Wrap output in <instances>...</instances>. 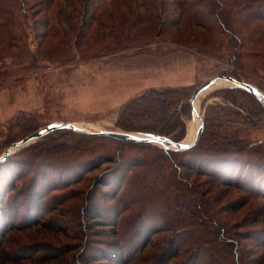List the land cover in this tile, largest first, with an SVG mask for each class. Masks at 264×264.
I'll return each instance as SVG.
<instances>
[{
  "label": "rangeland",
  "instance_id": "1",
  "mask_svg": "<svg viewBox=\"0 0 264 264\" xmlns=\"http://www.w3.org/2000/svg\"><path fill=\"white\" fill-rule=\"evenodd\" d=\"M17 1L22 9L21 15L27 19L19 38L20 45L32 52L33 58L24 67L13 66L9 60L0 65V156L12 143L55 123H73L79 130L89 132H154L170 140L186 142L193 122V114L187 104L189 95L217 76L237 78L264 95V54L258 55L255 62H250L246 53L236 49L234 53L227 50L228 37L222 41V49L216 52L205 53L186 44L187 40L203 37L204 33L198 26L190 28L177 24L181 14L178 0L162 1L165 8L154 9L156 22L149 17L151 12L141 7L142 0ZM33 20L39 21L33 23ZM158 27L162 30L159 33ZM260 39L258 45L264 48V36ZM246 43L240 39L238 41L240 48ZM231 90L228 87H214L198 97L199 124H203V131L207 124L201 138L209 145V134L215 131L216 126L221 127L217 132L223 129L226 130L225 134H232L234 128H240L241 131L234 136L247 144L261 142L264 146V108L252 95L243 96ZM171 93L177 96L175 104H145L149 98L163 100ZM230 98L234 99L235 107L229 102ZM240 106L250 107V113L254 116L241 127L238 125L243 124L241 119L229 116L231 111L237 112ZM84 135L71 130H55L12 154L32 156L35 160L32 173L38 167V181L47 180L55 188L40 204L38 223L29 229L8 231L0 249L9 253V247L34 245L39 249L36 258L42 254L55 258L34 262L25 259L19 264H69L78 257L81 260L82 255L97 256V249L106 250L104 244L113 240L108 234L104 235L100 227L88 231L83 226L84 220L79 218V209L85 204V195L90 189L87 183L60 184L63 180L59 177L65 174L61 169L77 166L87 161L84 157L88 156L74 158L71 155L64 158V163L60 162L59 166L55 158L46 153L51 154L48 149L53 145L68 146L85 142L87 137ZM102 141L95 139L92 145L104 146V151L99 149V152L114 157L115 162L102 163L100 170L115 167L120 156L122 160L134 161L139 155L151 152L146 150L147 147H142L145 143L120 141L134 144L129 146L118 140ZM147 145L148 148H160ZM193 148L171 155L174 160H181ZM241 165L249 167L244 163ZM128 168L127 165H120L119 171L109 176L107 182L111 187H93L91 194L102 213H110L119 206L117 198L111 197L110 190L115 188L116 182ZM100 170L93 171L84 179L95 180ZM42 172L47 173L45 178ZM30 176L29 173L17 180L13 192L23 188ZM11 194L8 193L6 200L12 198L14 201ZM25 196L29 195L18 199L17 218L9 217V222L14 221L12 223L16 228L26 224L19 223V218L28 207ZM7 210L10 208L7 207ZM23 217L27 218L26 215ZM131 217L134 218V208L117 217L125 219L122 224L125 233L134 230L128 223ZM42 224L49 225L48 229ZM92 231L101 232V235L95 236ZM117 231L119 233L120 228L117 227ZM123 241L126 239L123 238ZM79 260L73 264H82Z\"/></svg>",
  "mask_w": 264,
  "mask_h": 264
},
{
  "label": "trees",
  "instance_id": "2",
  "mask_svg": "<svg viewBox=\"0 0 264 264\" xmlns=\"http://www.w3.org/2000/svg\"><path fill=\"white\" fill-rule=\"evenodd\" d=\"M162 1L141 2V7L151 12L149 17L155 22L157 15L154 9L165 8ZM177 6L181 8L178 25L190 28L198 26L203 30V37L196 36L192 38L193 41H186L191 47L205 53L216 52L222 49V41L228 37L227 50L234 53L236 49L246 53L250 62H255L258 55L264 54V48L258 45L260 38L264 36V0H178ZM21 10L17 0H0V65L9 60L13 66L24 67L32 61V52L20 45L22 27L27 22L26 17L21 15ZM38 21L33 20V23ZM160 31L162 30L158 27V33ZM239 39L247 41L244 47L240 48ZM179 44L185 47L183 43ZM231 91H237L243 96L251 95L240 89ZM176 99L177 96L171 93L163 100L149 98L145 104L157 106L165 102L171 105L176 103ZM229 102L235 107L234 99L230 98ZM249 108H238L237 112L231 111L229 116L241 119L243 124L238 125L245 126L254 117ZM220 128L216 126L215 131L210 132L209 145L205 144L202 137L190 153L184 154L182 159H186L183 161L174 160L171 155L180 154L179 151L163 147L158 150L142 144V147H147L146 150L151 152L139 155L134 161L122 160L120 158L123 157L120 156L115 167L100 170L102 163L112 164L115 158L104 156V152L100 153L99 149L104 151V146L92 145L93 141L116 140L89 134L84 135L87 137L85 142L79 141L68 146L53 145L48 149L51 154L45 150L55 158L57 164L64 163L62 160L71 155L74 158L88 156L84 157L87 161L80 162L77 166L61 169L65 174L59 177L63 180L60 184L87 183L90 189L85 195V204L79 209V218L84 220L83 226L88 231L100 227L102 233L108 234L113 240L104 244L107 246L106 250L97 249V256L82 255L81 260L78 257L80 263L264 264V146L261 142H258L259 145L247 144L234 136L241 131L240 128L233 127L232 134H225L226 130L223 129L222 132H217ZM206 129L207 124L203 132ZM140 133L165 137L154 132ZM34 163L32 156L22 157L20 154L12 155L0 163V249L8 231L29 229L38 223L40 204H43L48 193L55 190L54 184L50 185L47 180L38 181V167L32 173ZM241 163L249 167L246 168ZM120 165H127L129 168L116 182L115 188L110 190L111 197L117 198L119 206L110 213H102L91 194L92 189L102 185L111 187L107 180H110L109 176L113 172L119 171ZM133 169L134 172H131ZM98 170L99 175L95 180L84 179ZM28 172L31 176L23 184L24 187L13 192L16 181L29 174ZM46 175V172H42L43 178ZM8 193H13L10 197L14 201L12 198L6 200ZM23 195H29L25 196L28 207L23 214L27 218L20 217L19 223L26 224L16 228L12 223L14 221L9 222V217L17 218L18 199ZM7 207L10 208L9 211ZM132 208L134 218L131 217L128 223L134 230L130 229L125 233L122 226L125 219L117 217ZM44 227L48 229L49 225ZM117 227L120 228L119 233ZM93 233L95 236L101 235V232ZM85 248L90 250L87 245ZM38 250L34 245L9 247V253L0 251V264H19L25 259L34 262L55 258L45 254L36 258ZM78 260H72L69 264L74 261L78 263Z\"/></svg>",
  "mask_w": 264,
  "mask_h": 264
},
{
  "label": "water",
  "instance_id": "3",
  "mask_svg": "<svg viewBox=\"0 0 264 264\" xmlns=\"http://www.w3.org/2000/svg\"><path fill=\"white\" fill-rule=\"evenodd\" d=\"M219 80L225 81L228 85H223L221 87H228L231 89H240L243 90L249 94H251L264 108V95L254 88L253 86L240 82L236 80L235 78L229 77V76H217L214 78L209 79L208 81L201 84L199 87H197L190 95V98L188 100L189 108L193 115L196 114V110L194 108V102L198 99V97L206 92L208 89L214 88V87H220L216 85V83ZM198 116V115H197ZM71 130L74 132H81L89 135H100L105 136L109 138H113L118 141H124V142H131V143H145V144H153L157 145L159 147H163L167 150L172 151H187L199 142L202 131H203V124L201 123L196 130V134L194 139L189 144H181L178 142H173L170 139L156 136V135H149V134H133V133H126V132H120V131H98V132H89L85 130H79L78 127L73 123H55L51 124L49 126H45L44 128L26 136L25 138L12 143L8 148H6L3 152V154L0 156L2 159H0V163L4 162L7 158H9L12 154L15 153V151H18L19 149L23 148L24 146H27L29 143L34 141L35 139H39L46 134L53 132L55 130ZM169 145L171 147H169Z\"/></svg>",
  "mask_w": 264,
  "mask_h": 264
},
{
  "label": "bare ground",
  "instance_id": "4",
  "mask_svg": "<svg viewBox=\"0 0 264 264\" xmlns=\"http://www.w3.org/2000/svg\"><path fill=\"white\" fill-rule=\"evenodd\" d=\"M216 85L218 86H222V85H228L225 81L223 80H219ZM194 108L196 110V114L193 115V122L191 123L190 125V129H189V135H188V138L186 140V142H178V143H181V144H189L195 137V134H196V130L198 129L199 127V122H200V117L197 116L198 115V110H197V100L194 102ZM89 129V128H88ZM169 147H171L169 145Z\"/></svg>",
  "mask_w": 264,
  "mask_h": 264
},
{
  "label": "snow or ice",
  "instance_id": "5",
  "mask_svg": "<svg viewBox=\"0 0 264 264\" xmlns=\"http://www.w3.org/2000/svg\"><path fill=\"white\" fill-rule=\"evenodd\" d=\"M0 159H2V157H0Z\"/></svg>",
  "mask_w": 264,
  "mask_h": 264
}]
</instances>
